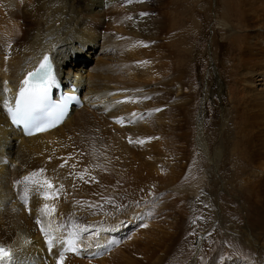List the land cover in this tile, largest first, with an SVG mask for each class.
Here are the masks:
<instances>
[{
	"label": "bare ground",
	"instance_id": "6f19581e",
	"mask_svg": "<svg viewBox=\"0 0 264 264\" xmlns=\"http://www.w3.org/2000/svg\"><path fill=\"white\" fill-rule=\"evenodd\" d=\"M23 1L22 3H25ZM52 1L53 3L49 8L46 5L48 9H46L45 6L38 9L39 5H36L37 3L35 2V0H26V4L23 9V12H18L19 2L17 3L15 2V0L14 1L7 0L9 4L7 2L6 3L3 2L0 4V37L1 39L2 38L4 39L5 37V40L0 41V45L2 44L6 46V49L4 51L0 50V56H1L0 59V104H1L0 105V243H3L5 246L11 247L13 249L15 254L14 264H28L26 260L31 261L30 264H56L58 255H54V253H59L60 251H64V249L68 247L69 240H74L76 245H78V248L80 244H85V248L87 247L94 248L87 252V255L90 257L94 252L97 251L96 249L98 248V246L99 247L102 246L103 248L107 249L111 244V239H114L116 235L119 236L120 233H122L125 230L124 228L125 224L126 223L129 224L128 221L127 222L126 220L121 221L120 219L117 218V219H112L114 220V222H110V223L109 222L107 223L104 220L105 225L104 226L101 225L100 220L103 217V214L101 217L98 209V202H100L99 194H102L100 192L102 190L101 184L103 182L101 176L103 177L104 174L100 171L99 167H102L106 161H107L106 164L108 166V161L111 160L112 162V160L115 159V156L118 154L117 152L119 150H120L119 152L122 151L125 153L128 151L133 153V151L136 150L135 148L136 146L133 143V146L135 147H131V148L132 149L135 148V149L130 151L128 144L126 143L127 141L125 142V140L127 136L128 137L132 136L133 133L132 130L134 126L137 127V125H135L137 122L136 119H138L140 122L142 121L141 118L135 117L136 116L135 113L137 114V112H139V109L138 107H136V104L137 102L140 101H138L139 100L138 97H137L138 99L136 100L133 92L134 83L132 82V75H131L133 73L130 74V72H127L125 74V68H120L121 67L120 64L123 63L122 62L123 60L127 61L128 63V60H126L127 57L125 58L126 54H123L121 51H124L123 49H125V46L127 47L128 45L130 46L129 52L130 50L133 51L132 47H134L136 39H138L137 35L134 32L139 29V27H136V25H137V21L140 20H136L133 18L134 20H136L135 23H133L132 21L130 22L128 21L131 17H133L134 13H131L132 16L128 17L129 19L127 18L128 19L127 21L125 20L126 22H128V27L130 30L129 33L131 34L134 33L133 36H136V39L134 40L135 42L133 41L135 37L132 36L130 38L124 39V40H128V44L126 42H125L126 44L123 43L125 44L124 46L121 43H117L119 42L116 39L117 37L114 36L117 42H112L111 39L109 40L105 36H101L98 30L100 24L102 27V23L105 19L104 16L105 17L107 16V12H108L107 10H109L111 7H113V9L116 10L115 8L119 7L118 5L123 0H109L107 2L112 1V3L110 4L108 3L110 5L109 8L105 10L103 13H100L99 11L96 12L95 14L92 13L91 9L93 8H89L82 5L83 0H52ZM89 1L91 2V7L92 5H94V3H97L95 7H97L99 4L102 3V0H89ZM261 1L264 2L263 0ZM7 5H9L10 7ZM42 5H45V3L43 2ZM121 7L124 9L123 6ZM121 7L118 10H121ZM149 9H150L149 7L143 6L141 13L143 14L146 13L147 14L146 16L149 17V18L147 17V19L153 22V19H156L157 17L156 14H154L155 16H152L153 13L149 15L151 12H153L152 10ZM118 10H116L117 15H118ZM137 10L139 9L137 8ZM123 13L125 16L126 15L130 16L128 14H125V12ZM141 13L139 15H141ZM157 15L159 16V14ZM84 16L87 17L88 20L84 19L83 18ZM112 16L109 17L110 21L107 20L110 23L112 24L114 22L116 23V20L121 21L120 18L122 14L121 16L119 15L120 18L118 19H112ZM123 16L122 18L125 19ZM114 17L115 16H113V18ZM159 17L161 18V16ZM159 20L163 21V18ZM141 21L142 22H138L139 25H141V23L143 24V20ZM119 23L122 24L121 22ZM123 24L125 25V23ZM110 26H108V28ZM144 26H148V25L145 23ZM141 27L143 26L141 25ZM149 27L151 28V25ZM122 28L123 27L119 29L122 30ZM243 28H244L243 29L244 33L241 36L240 57H239V60L242 61V65H241L242 73L240 79L238 80L240 82L238 83L239 86L237 85V87H235L236 90L235 94H234V89L232 90V88L229 90L228 93L230 95V98L233 97V94L235 95V97L239 96L240 98L238 100L241 99V105H242V111H241L242 122H241L240 130L244 140L243 168L245 169L244 170L245 175H247L246 176L247 178L244 181L249 184V186L247 184V187H249V191H250V193L248 191L246 194H244V201L248 208L247 209L248 213L254 210V212H256L259 215V217L261 216L263 218L264 217V87L258 88L257 86L259 85L257 84H261L259 83V81L260 82L264 81V18L260 19L259 21H254L251 20L250 18L249 19L247 18V20H244L243 22ZM151 31L152 29L150 30V32ZM118 33H120V31ZM123 33L121 35H123ZM129 33L127 34V29H126V34L128 36L131 35ZM136 33L138 34V31ZM125 36L123 35L124 38ZM6 38L9 40H6ZM124 40L122 41L124 42ZM131 41L134 42V45L133 44L130 45ZM120 45H123L124 47ZM98 47L100 48V51H98L99 49ZM120 47H123L122 50ZM128 48L129 47L126 48L127 51ZM90 49L92 50L93 54L97 53L98 59L93 64L87 67L88 69L84 72L86 76H84L82 74V69L84 68L78 66V62L84 61L85 55H87L88 57L90 56L88 53V50ZM95 50L96 52H94ZM133 52H130L132 54V58L133 55L136 54V53L134 54ZM45 53L49 55V59L53 62L55 66L54 76H56L58 79L61 78L62 76L64 78V79H59V81L63 85L62 93L67 94L72 92L79 94L81 92L84 100V105L80 108H78L77 106L71 107L70 112L68 113L66 118L63 120L62 123H60L56 127L47 129L46 131H40L36 134L27 135L22 131L21 126H14L10 122L9 115L3 105V101L7 99L9 101L10 106H12L14 97L18 92L19 87L21 86V81L24 79L25 73L28 70L34 68V66L37 64V62ZM80 53H84L85 55H79ZM130 56L128 59H130L131 61L132 59ZM70 58L72 59L79 58V59L77 61H73L70 67L65 68L64 66L67 64V61L70 60ZM27 60H30L29 64H27L26 62ZM151 60L152 59H150L149 62H151ZM145 61L146 60L143 61V63H145L144 66H146L143 75L146 74L147 77L148 76L152 77L156 75L155 71H154L155 73L151 72L153 71V69L151 68L152 66L150 65L153 61L151 63ZM146 69H152V70L147 71ZM65 73L74 75L75 77H73V81L67 79L66 78L67 75ZM124 74L126 76H123ZM61 80H63L67 84L63 83ZM83 80L87 81L86 85H84ZM5 81L8 82L6 85L4 83ZM5 87L10 89V91L5 93L3 91ZM134 89L136 90L135 86ZM141 92L143 93V91ZM146 93H144V95ZM7 95L10 97L7 98L6 97ZM119 95H122L124 98H122V102L117 103L119 99L116 101L115 99L117 97L120 98ZM54 98L58 99L59 96L54 95ZM146 104L152 105L153 103L151 104L147 102ZM145 107L149 109L147 110V114H146L147 117H151V119L148 118V120L150 122H154L155 124H157L156 125L157 127L156 126L154 127L153 125L152 127L160 130L161 132L162 129L161 127L163 126L159 119V116L163 114L162 113L163 110L162 112L160 111V114L158 113L156 115V112L152 111L153 106L147 107L145 105ZM122 115L125 117V120L120 119L123 118ZM166 117L167 116L165 115V118ZM117 119L119 120L118 123H117ZM148 120H146V122ZM163 120L165 121L164 118ZM122 121H127L126 122L127 127L125 126L123 127V125L122 126L119 125V123ZM149 121L147 122L148 124L150 123ZM123 124L125 123L123 122ZM152 127L150 126V128L149 127L148 128L151 129ZM144 129H145V125L143 127H138L137 130L145 131ZM142 133L139 132V134ZM144 133L149 134L148 131L147 133L146 132ZM153 133H155V131H153ZM153 133H151L152 136L156 135ZM148 137H150V135ZM202 140H199V143H201L202 146L204 147V143ZM133 141L135 142L134 139ZM148 142L146 139V143ZM149 143L152 144L153 142H149ZM161 143L162 142H160V144ZM157 144L159 143H156L155 145L158 147V149H160L157 153L161 156V154H163L162 153L163 149L161 150L162 144L160 145L161 147H159V145ZM153 145L151 146L154 147ZM151 146H149V148ZM140 148L141 151H139L137 154L135 153L131 154L133 156L132 158H136L138 160L137 165L131 170L132 172L129 173V176L134 175V177L128 178L127 176L128 180L126 179L122 180L123 185L128 183L127 181L129 180L131 181L133 179H136L138 182L137 181L135 182L140 184L141 182H143V180L146 181L145 178L147 177V175L151 174L149 173V169L151 170V167L154 164H156L157 166L159 163L165 164L162 163L161 159L160 160L158 159L160 157H158L159 155L157 156L156 153H155L156 155H154L156 159L153 158V155L152 156L149 155L150 153L153 152V150L151 151L148 148L146 152L149 154H147V156L149 155L152 158L150 159L148 157L147 159L146 158L147 156H145L146 155L145 152L143 157L146 158L147 160H143L144 158L143 159L141 158L142 156L141 152L143 148L142 146ZM156 149H154V151ZM219 152L220 151L218 150L217 155ZM135 155L137 156L135 157ZM9 158L16 161L15 162L16 164L13 162H12L13 164H11L10 163L11 159ZM163 159L164 157H162V160ZM131 161L132 160H130V162ZM61 165L64 166L61 167ZM90 166H92L93 170H89ZM131 166L133 165L131 164ZM113 167L115 166L113 165ZM40 169H44V171L41 173L39 172ZM110 170H112V168H110ZM127 170L130 169L128 168ZM154 170L157 171V169ZM33 171L38 172V175L34 177L33 180L38 181L39 183L36 184L33 183V181H23V177L29 175ZM99 171L103 175L101 174L100 176ZM115 171L113 172L112 170V174L113 173L116 174ZM88 172L92 173V174L90 173L91 177L88 178L90 180L89 185L86 183L87 177L89 176ZM135 173L139 175L135 176ZM115 174L114 176H116ZM120 174L117 176V178H119V176L122 177V175ZM125 174L127 175V173ZM152 175H154V173ZM108 177L109 176L107 175V178ZM97 178L99 180L97 182L94 181L97 180ZM109 178L107 180H109ZM17 180L21 181V183L18 185L14 183ZM45 181H49L51 184L57 182V185H60L59 188H61V186L69 187L68 189L65 190L64 188L63 190L57 188V192L61 191L63 192V194H66L65 192L71 193L70 185L75 186L78 192L76 193L77 190H75V194L72 193L74 195L71 194V196L67 195V197H65V200L64 198L61 199V197L57 198L55 194L56 193L55 188L58 186L56 187L52 186L51 188H49L47 183H45ZM134 186L135 185L133 184V187ZM104 187L103 189L106 190V188ZM106 187L108 189V186ZM119 187H121L122 189L125 188V187L123 188V186L121 185L118 186V188ZM37 188H39V191H37ZM114 188H115L114 191L116 192L117 187ZM134 189L135 188H133V190ZM117 190L118 192H123L120 191L119 189ZM15 192H18V194H15ZM45 194H47L50 198L45 199L44 198ZM63 194L62 196H64ZM25 195H27V199H28L27 204H25L24 200L22 199V197H24ZM83 196L90 201H85L84 199H82ZM122 201L123 200H121V202ZM77 203H80L79 207L77 206ZM44 204H48L49 208L47 211L50 214H44L40 211V209L43 207ZM100 204L101 203H99V207ZM122 204H124V202ZM75 209L77 211L79 210V213L82 212L86 213L90 217V221L95 226V229H97L96 233L91 234L90 237H86L85 240L80 236L76 235L75 231H73L72 229H67V228L62 229V222H63L62 219L61 221L58 222V220L62 218L61 217L62 215L60 216L61 213L69 214L74 212ZM139 210L140 209L138 208L130 207L128 208L127 213L131 217H134L136 215L137 216L140 215ZM102 211L101 213H103ZM27 213H29V215ZM37 219L40 220L39 224L36 223ZM109 224H111V226L114 225L112 227L114 231L113 233L111 232L112 228L111 226H109ZM42 227L44 228L45 232L49 233L53 237L52 251H49L48 249L45 233L41 231ZM109 227L111 228L110 229L111 231L109 230ZM180 232L183 231L182 230L178 231L177 236L172 243H170L171 237H169V239L166 238L167 240H164L165 242L169 241L167 242L168 246H166V243L164 241L162 242L158 241L159 243H156V241H154V239L151 237L153 234L151 233L152 235L148 236L150 234L149 233L148 235H146L147 237L145 236V238L142 239L143 241L141 242H139L136 239L139 243L137 242L138 244L135 245L136 252L135 250L133 251L135 253L138 252L141 256L144 257V261H145L144 264H186L187 263L186 258L185 259L180 258V260L178 261L172 260L170 263H168L167 260V258L171 254H173V252L176 251L178 248L175 246V242L178 241L179 239L178 235H180ZM159 233L156 235L157 236L160 235ZM241 236H245V240L249 241L248 245H246L247 243L244 244L242 242L243 240L241 239L242 238ZM158 237H162V236H158ZM226 237L228 241L230 240V242L233 243V247L230 246L229 249H225V253L229 254L226 260L223 263H220L218 261V258L220 259L222 258V252L215 250L212 256L210 255L211 258L209 257L208 259L205 260L203 259V264H262L260 262L261 259L259 258V256L256 257L255 256L256 252H253L254 250L253 244L257 242L256 237L251 236V234H249L248 232L245 233L237 230H229L226 234ZM121 248L120 249L116 248L110 259H108V257L97 258V259L89 258L90 261L86 258L85 259L78 258L79 256H76L74 254L75 252L67 251L65 253V259L63 260V264H136L134 263L135 261L134 257H133L134 261H132V259L130 258H129L130 261H128L129 259L126 257L125 253H123V250L125 249H121ZM193 258L195 260V263L193 262L194 264L200 263V261L198 262V259L196 257Z\"/></svg>",
	"mask_w": 264,
	"mask_h": 264
},
{
	"label": "rangeland",
	"instance_id": "374dc122",
	"mask_svg": "<svg viewBox=\"0 0 264 264\" xmlns=\"http://www.w3.org/2000/svg\"><path fill=\"white\" fill-rule=\"evenodd\" d=\"M22 1L23 0H15V2H19L18 12H23V9L25 7L26 0L23 1L25 3H22ZM107 1L109 0H102V5L99 4L97 7H95L97 3H94V5H92L91 7V2L89 0H83L82 5L93 8L91 9L93 14L99 11L100 13H103L109 8V4L112 3V1ZM3 2L6 3L7 0H0V4ZM35 2L37 3L36 5H39L38 9L44 6L46 9H48L53 3L52 0H35ZM43 2L45 3V5H42ZM7 3L9 4V2ZM262 3L264 4V2H262L261 0H144V2L143 0H131V2H129V0H123L118 5L119 7L114 8L118 10L121 6H123L126 11L121 7V10H118L117 15V11L114 10L113 7H111L112 9L110 8L111 11L110 9L107 10L108 12L110 11V14L107 12V16H104L105 19L102 23V27L100 24L98 28L101 36H105L109 40L111 39L112 42L119 41L117 43L121 44L125 42L128 44V40L124 39L130 38L131 36L135 37L133 39L134 41L136 39V36H133L134 33L138 38L136 39V42L134 41L135 45L133 41L130 42V45H134V47H132V50L134 52L131 50L130 52H133L134 54L136 53L135 55H133V58L132 54L129 52V45L127 46L129 47L128 51L126 50V43L123 44L125 46V49H123L124 51H121L123 54L127 55H125V58L127 57L126 60H128V63L127 61L123 60V63L120 64V68H125V74L127 72H130V74L133 73L131 74L132 82L134 83L133 92L136 100L139 98L138 101H140L136 104L139 112H137V114L135 113V117L141 118L142 120L140 122L138 119H136L137 122L135 125H137V127L134 126L132 130V136H129L132 142H129L130 138L128 136L126 137L125 142L127 141L126 143L128 144L130 151L136 148V150L133 151V153L135 154L141 151V146L143 149H146H142V159L144 158L143 156L147 151V148L151 151L153 150L154 153L152 152L149 154L146 152L145 156H147V154L151 156L153 155V158L156 159L154 155L157 154L158 156L159 154L157 152L160 149H158L155 144L159 143L157 144L159 145V147H161L160 145L162 144L161 150L163 149L165 152L162 150V153L165 154L164 156L163 154H161V156H158L160 158H157L159 160L161 159L162 163H165L166 165L159 163L160 165L158 164L157 166L156 164H154L151 167V170L149 169V173L151 174L147 175V177L145 178L147 182L143 180V182L140 183L141 185L138 184V181L133 178L132 179L134 181L129 180L130 182L127 181L128 183H124L125 185L122 184V180H128V178L134 177V175L129 176V173H131V170L137 165L138 160L136 158H132V152L128 151L130 153L129 154L128 152L125 153L121 151V153L119 152V150L117 153L120 154L119 156L117 154L115 156V159L112 160L113 164L110 160L108 161V166L106 164V161L102 166L103 168L99 167L100 171L104 174V176L102 177V173L99 171V174L103 181L101 184L102 187L100 186L102 189L100 192L102 194H99L100 202H98V209L101 217L103 214V217L100 220L101 225H105L104 220L107 223H110L114 222V220L112 219L117 218L121 221L126 220V222H129V224H125V230L120 233L119 236L116 235L114 239H111V244L107 249L103 248L102 246H98L97 249L95 248L98 252H94L90 257L87 255V252L94 248H85V244L79 243L80 246L74 253L76 256H79L78 258H86L89 261L91 258L97 259L108 257V259H110L116 248L120 249L121 247H123L121 249H125L123 250V253H125L128 259L130 258L132 259V261L135 260L134 263L136 264L137 262L138 264H144V257L141 256L138 252L135 253V245L143 241L142 239H144L146 235H148L149 233L150 234L148 236L153 234L151 237L154 239V241H156V243H159L158 241L162 242L171 237L170 243H172L175 240L178 231L182 230L183 232H180V235H178V241L175 242V246L178 248L167 258L168 263H170L172 260L178 261L180 260V258H186V264H194L195 260L193 257H196L198 259V262L200 261L199 264H203V259L205 260L209 257L211 258L215 250L222 252V260L218 258V261L220 263H223L229 256V254L225 253V249H229L230 246L233 247V243H231L230 240H227L226 234L229 230H237L245 233L248 232L249 234H251V236L257 238V242L253 244V252H256L255 256H259V258L261 259L260 262L264 264V217H259V215L254 212V210L248 213V208L244 201V194L249 191V187H247L248 183L244 181L247 178V175H245V169L243 168L244 140L240 130L242 122V105L241 99L238 100L240 97H235L234 95L236 93L235 87H237V85L239 86L238 83L240 81L238 80L240 79L242 73V61L239 60V57L241 36L244 33L243 22L244 20H247V18H250L254 21H259L260 19L264 18V5ZM46 5L48 6V8ZM143 6L149 7V10L153 11L149 15L153 13L152 16H155L154 14H156L157 18L153 19V22L147 19L148 16H146V13H141ZM137 8L139 10H137ZM123 12L130 16H125ZM139 12L141 13V15H139ZM112 13L116 18H113ZM131 13H134L133 17H131ZM121 14L122 16L124 15L123 17L125 19L122 18ZM157 14H159L161 18ZM119 15L121 16V18L119 17ZM111 16L112 19L120 18L121 21L116 20V23L114 22L112 24L109 22V17ZM128 17L131 18L129 19ZM83 18L88 20V18L85 16ZM133 18L136 20H140L137 21L136 25V27H139L140 29L139 31V29L136 28L138 29V34L136 33L137 31H135L133 34L129 33L130 30L128 27V22L126 21L128 20L129 22L132 21L133 23H135L136 20H134ZM162 18L163 21L159 20ZM141 20H143L144 25L146 23L148 26H144L141 23V25L143 26L141 27V25H139L138 23L142 22ZM122 21L123 23H125V25L122 23ZM119 22H121L122 24H120ZM110 24L112 27L110 26ZM121 25H124L125 27ZM150 25L151 28L149 27ZM108 26H110L111 28H108ZM119 26L123 27V31L119 29L121 28ZM126 29L127 34H131L130 36L126 34ZM151 29L152 31L150 32ZM119 31L120 33H118ZM122 33L124 36L126 34L125 38L123 37V35H121ZM114 36L117 37V41ZM1 40H5V37L4 39H1L0 37V41ZM6 40L9 39L6 38ZM122 40H124V42ZM123 47H120L121 50ZM5 49L6 46L1 44L0 50L4 51ZM98 51H100V48L98 49ZM94 52H96V50ZM88 53L90 55L89 57L84 53L79 54L85 55L84 61L78 62V66L84 68L82 69V74L84 76H86L84 72L88 69L87 67L93 64L98 59L97 53L93 54L91 49L88 50ZM129 53L131 56L129 55ZM139 53H142L141 56ZM129 56L132 59L131 61L130 59H128ZM160 56H162L163 58ZM78 59L79 58H70V60L67 61V64L64 67H70L72 65L71 63L73 61H77ZM150 59H152V63L149 62ZM144 60H146L145 62L151 63L150 66H152L151 68L153 69V71H151L152 69L146 70L151 72L155 71V77L152 76L154 78L149 76L148 78L146 74L143 75L146 66H144L145 63L141 62H143ZM26 62L27 64H29L30 60H27ZM160 64L162 67L160 66ZM141 69L143 70V73ZM125 74L123 76H126ZM66 75L67 79L73 81V77H75L74 75ZM83 81L84 85H86L87 81ZM259 83L261 84H257L259 85L257 86L258 88L264 87V81H259ZM134 86L136 90L134 89ZM231 88L232 90L234 89L232 98H230V95L228 93ZM141 91H143V93ZM144 93L146 94L144 95ZM79 96L81 104L77 106L78 108L84 105V100L81 92L79 93ZM119 96L120 98L117 97L115 101L118 99V101H122V98L124 97L122 95ZM147 102L153 104L148 105L146 104ZM142 104H145L147 107L153 106L152 111L156 112V115L158 113L160 114V111L162 112L163 110L162 115L164 116H159V119L163 126L161 127L160 124V127L162 128L161 129L159 127L161 129V132L160 130L154 128L157 124L148 120V118L151 119V117H147L146 115L147 110L149 109ZM140 105H142L143 107ZM156 108L159 109V111H157ZM165 115L167 116L166 118ZM122 117V120H125V117L123 115ZM162 117L165 119V121ZM145 119L150 123L148 124V121L146 122ZM118 122L119 120L117 119V123ZM123 122L125 124H123ZM126 122L127 121H122L119 123V125L127 127ZM139 122L141 124L143 123V126L145 125V131L137 130L138 127H143ZM152 125L154 127H152ZM150 126L152 127L151 129L155 131V133H153V131L149 129ZM147 131L149 132V134L144 133H147ZM139 132L142 134H139ZM151 133L156 135L152 136ZM149 135L150 137H148ZM133 139L135 140V142L133 141ZM137 139L138 141H144L143 145L142 143H138ZM146 139L147 142L150 140L149 142H153L154 145L153 143H146ZM199 140L203 141L204 147L201 143H199ZM160 142L162 143L160 144ZM133 143L136 147L133 146ZM148 145H153L154 147L151 146L149 148ZM131 147L135 148L132 149ZM154 149L156 150L154 151ZM218 150L220 152L217 155ZM149 155L146 157L147 159L148 157L150 159L152 158ZM136 156L137 155H135V157ZM162 157H164L165 160H162ZM146 158H144L143 160H147ZM129 159L132 161L130 162ZM133 160L136 162H134ZM12 162L15 163L16 161L11 159L10 163L13 164ZM129 162L133 166H131ZM113 165L115 167H113ZM109 167L112 168L113 172L116 170V174H112V170H110ZM91 168L92 166L89 167V170H93V168ZM128 168L130 170H127ZM154 169H157V171ZM90 173L88 172L89 176L87 177L86 181L88 185L90 184V180L88 178H90L92 174ZM118 173H122L120 174L122 175V177L119 176V178H117V176L119 175ZM125 173H127V175ZM153 173L154 175H152ZM114 174L116 176H114ZM107 175L110 177H108L109 180H107ZM136 175L138 176L139 174L135 173V176ZM114 179L116 180V182ZM98 180L99 179L97 178V180L94 181L97 182ZM52 184L53 187L58 186L55 188L56 197H61V199L64 198V200L67 195L71 196V194H75V190H77L75 186L70 185L71 193L65 192L66 194H63V192L61 191L57 192V188L60 187V185H57V182H54ZM133 184L135 185L134 187ZM120 185L125 188H118V186ZM106 186H108V189ZM109 186L111 189L109 188ZM103 187L106 188V190H104ZM114 187H117L116 192L114 191ZM63 188L65 190L69 187L63 186L59 189L63 190ZM133 188L135 189L133 190ZM117 189L123 192H118ZM77 192L78 190L76 191V193ZM15 194H18V192H15ZM62 194L64 196H62ZM82 199H84L85 201H90L84 196L82 197ZM121 200L123 201L121 202ZM112 202H114L115 204ZM123 202L124 204H122ZM99 203H101L100 207ZM79 204L80 203H77L78 207L80 206ZM127 207H135L140 209V215H136L137 217H131L127 213ZM100 210H103V213H101ZM27 214L29 215V213ZM60 216L62 218H60L58 222L61 221V219L63 220L62 229H72L73 231H75L76 235L80 236L84 240L86 237H90L91 234L96 233L97 231L93 223L90 221V217L86 213H79V210L77 211L75 209L74 212L69 214L61 213ZM109 226H111V224H109ZM113 226L114 225H112L111 228ZM85 228L87 229V231L84 230ZM111 228L109 227V230ZM111 232H114L113 228ZM158 233L160 234L158 236L162 237H158L156 235ZM139 235L141 238L139 237ZM241 237V239L243 240L242 242L244 244L247 243L246 245H248L249 241L245 240V236ZM167 242H165L166 246H168ZM133 250H135V252ZM130 259L128 261H130ZM26 261L28 262V264L31 263V261L29 260Z\"/></svg>",
	"mask_w": 264,
	"mask_h": 264
},
{
	"label": "snow or ice",
	"instance_id": "6c2138e0",
	"mask_svg": "<svg viewBox=\"0 0 264 264\" xmlns=\"http://www.w3.org/2000/svg\"><path fill=\"white\" fill-rule=\"evenodd\" d=\"M129 2H131V0H129ZM4 83L6 85L8 82L5 81ZM55 83L56 80L52 73L51 62L49 57L45 55L39 66L34 71L28 72L27 76L21 81V86L19 87L18 94L15 97L14 107L10 106L7 99L3 101V105L11 118V122L16 125L22 124L27 130L28 135L33 134V129L36 131H46L49 127L55 126L53 118L55 117L58 120L59 117L63 115V109H60L59 106H55V108H53L48 104L49 92ZM3 91L7 93L10 89L5 87ZM120 102L122 101H117V103ZM56 109H59V115H57ZM157 111H159V109H157ZM120 119L122 120V118ZM129 142L131 143L132 140L130 139ZM138 142L143 143V141ZM63 166L64 165H61V167ZM43 171L44 169L39 170L41 173ZM37 175L38 172L33 171L29 175L24 176L23 181H33V183L38 184V181L33 180V178ZM14 183L18 185L21 181L17 180ZM45 183H47L49 188L52 187V184L49 181H45ZM37 191H39V188H37ZM44 198L49 199L50 197L45 194ZM22 199L25 204L28 203L27 195L22 197ZM48 208V204H44L40 211L44 214H50L47 211ZM36 223L39 224L40 220L37 219ZM84 230L87 231L86 228ZM41 231L45 233L49 251H52L53 237L49 233L45 232L43 227L41 228ZM77 250L78 245H76L75 241L69 240L68 247L65 248L64 251L54 253V255H58L56 264H63L66 251L76 252ZM14 260L15 254L13 249L5 246L3 243H0V264H14Z\"/></svg>",
	"mask_w": 264,
	"mask_h": 264
},
{
	"label": "flooded vegetation",
	"instance_id": "af4514ba",
	"mask_svg": "<svg viewBox=\"0 0 264 264\" xmlns=\"http://www.w3.org/2000/svg\"><path fill=\"white\" fill-rule=\"evenodd\" d=\"M59 79H64V78H63V76H62V77L59 78ZM61 81H62L63 83H65L63 80H61ZM65 84H67V83H65ZM66 88H67V85H66ZM6 97L9 98L10 96L7 95Z\"/></svg>",
	"mask_w": 264,
	"mask_h": 264
}]
</instances>
